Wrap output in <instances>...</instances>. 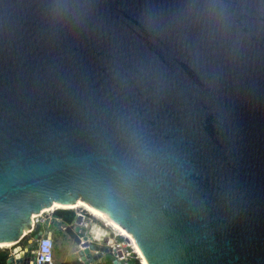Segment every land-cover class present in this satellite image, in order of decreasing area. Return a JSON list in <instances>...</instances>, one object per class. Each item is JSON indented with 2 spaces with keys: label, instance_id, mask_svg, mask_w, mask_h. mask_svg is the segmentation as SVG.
<instances>
[{
  "label": "water",
  "instance_id": "water-1",
  "mask_svg": "<svg viewBox=\"0 0 264 264\" xmlns=\"http://www.w3.org/2000/svg\"><path fill=\"white\" fill-rule=\"evenodd\" d=\"M78 199L147 264H264V0H0V242Z\"/></svg>",
  "mask_w": 264,
  "mask_h": 264
},
{
  "label": "built area",
  "instance_id": "built-area-1",
  "mask_svg": "<svg viewBox=\"0 0 264 264\" xmlns=\"http://www.w3.org/2000/svg\"><path fill=\"white\" fill-rule=\"evenodd\" d=\"M87 211H79L75 215V222L74 227H83L85 229L90 228V223L92 219H90V216ZM36 222H40V217L35 218ZM104 226H107L104 223ZM109 230L106 233V236L109 235V233H112V242L107 244L110 253L114 257V264H127L126 263V256H130L129 251H127V248L124 245V241L121 239V234L118 231H115L108 227ZM31 235V234H30ZM94 238V237H93ZM31 239L32 236H31ZM21 245V244H20ZM11 246V245H10ZM14 248V247H13ZM12 248V249H13ZM21 250L24 252H31L32 249L28 248L26 246L21 245ZM123 249L126 250V253L123 252ZM53 250H54V240L51 236H45L42 235L40 238L36 240V248L34 250L33 258L30 260V256H23L22 262H17L16 253L12 250L9 253V257L7 259L8 264H53ZM29 261V263H28ZM31 261V262H30Z\"/></svg>",
  "mask_w": 264,
  "mask_h": 264
},
{
  "label": "rangeland",
  "instance_id": "rangeland-1",
  "mask_svg": "<svg viewBox=\"0 0 264 264\" xmlns=\"http://www.w3.org/2000/svg\"><path fill=\"white\" fill-rule=\"evenodd\" d=\"M70 209V208H69ZM70 210H73L76 213H78L79 211H87L84 208H71ZM52 210L51 211H45L44 213H42L39 217H43L46 219V224H49V227L52 226V224L56 223L55 219L52 215ZM89 214L90 219H92L90 225V230L94 231V235H99V232L105 228V226L102 223L103 222L101 219L96 218L94 215H92L91 213H89L88 211L86 212ZM51 222V223H50ZM99 224V225H98ZM106 224V223H105ZM107 225V224H106ZM102 227V228H101ZM110 226H106V231L109 230ZM111 228V227H110ZM52 237V235H51ZM121 239L124 241V245L127 248V251H129L130 255H135L136 258H138V260L140 261V263L142 262L138 252L135 249V246L133 244V242L131 241V239H129L127 236L121 234ZM103 237H101V239L99 240L101 242ZM91 243V242H90ZM92 244H96V243H92ZM1 247H8L10 248V250L12 251L14 246H1ZM78 250L76 247H74L72 244H69V242L67 244H63V243H58L57 245H55V241H54V250H53V262L56 263L57 260H61L63 258H67V259H74L76 257V254L73 253V251ZM91 253V255H94L95 253L93 251H89ZM123 252L126 253V250L123 249ZM128 257V256H126ZM82 264H84L83 262H81ZM91 264V263H88Z\"/></svg>",
  "mask_w": 264,
  "mask_h": 264
},
{
  "label": "bare ground",
  "instance_id": "bare-ground-1",
  "mask_svg": "<svg viewBox=\"0 0 264 264\" xmlns=\"http://www.w3.org/2000/svg\"><path fill=\"white\" fill-rule=\"evenodd\" d=\"M69 208L70 209L71 208H84L89 213L94 215L96 218H99L103 222H105L108 226L111 227V229H113L115 231H118L120 234H123V235L127 236L133 242V244L135 246V249L138 252V254H139V256H140V258L142 260V264H147L146 259H145L144 255H143L141 249L139 248L135 238L133 237V235L129 231H127L123 226H121L117 222L113 221L108 215H106V213H104L103 211H100L99 209L93 207L90 203H88L86 201L78 199L76 202L71 203V204L53 203L49 207L43 208L40 212L34 213L33 216L40 215L41 213H44L45 211H49L51 209L54 210V209H69ZM24 232H26V231L24 230ZM15 242L16 241H13V242H0V246H10V245L14 244ZM88 255L89 254L87 252H85V255H84L83 259H82V262L85 263V264H87V262H89Z\"/></svg>",
  "mask_w": 264,
  "mask_h": 264
},
{
  "label": "flooded vegetation",
  "instance_id": "flooded-vegetation-1",
  "mask_svg": "<svg viewBox=\"0 0 264 264\" xmlns=\"http://www.w3.org/2000/svg\"><path fill=\"white\" fill-rule=\"evenodd\" d=\"M60 219V218H59ZM61 220V219H60ZM62 221V220H61ZM74 222L75 219L73 221L72 224H70L72 227H70L69 224H64V231L63 234L68 238V241L70 239V244H72L74 247H76L78 250L73 251L74 254H76V257L74 259H69L70 262L73 261H80V252H83L86 247H88V245L91 243H93L90 240V237H92L91 235L88 236L84 233L85 228L83 227H74ZM104 225V223H102ZM106 228V226H105ZM84 229V230H83ZM62 235L61 233L57 230V228L52 231V238L53 240H55L56 245L58 244L59 240L61 239ZM94 243H97V241H95ZM110 253V252H109ZM69 260L67 262H53V264H69Z\"/></svg>",
  "mask_w": 264,
  "mask_h": 264
},
{
  "label": "crops",
  "instance_id": "crops-1",
  "mask_svg": "<svg viewBox=\"0 0 264 264\" xmlns=\"http://www.w3.org/2000/svg\"><path fill=\"white\" fill-rule=\"evenodd\" d=\"M55 224L53 223L51 227H49V224H46V219L43 218V217H40V224H41V229L43 230H49L51 232V235H52V231H54L56 228L57 230L61 233L62 237L61 239L59 240L58 243H63V244H67L69 242L70 244V239L68 241V238L63 234V231H64V224L59 218H55ZM51 223V222H50ZM74 226V225H73ZM70 227H72L70 225ZM102 228V227H101ZM84 230V229H83ZM106 232H108V230L106 231V229H102L100 232H99V235H94V231L93 230H90V228H87L85 229L84 233L88 236H92L94 237L93 241L92 242H95L97 241V243H101L98 239H101V237H105L106 236ZM104 234V235H103ZM100 237V238H99ZM55 241V240H54ZM56 245V243H55ZM11 252V250H10ZM95 253V252H94ZM69 259H67L66 257L63 258V259H59L57 260V262H67ZM108 260H110V264H114V257L111 253H103V255L96 261H93L91 264H109ZM80 264H82L81 260L79 261ZM69 263H70V260H69ZM85 264V263H84Z\"/></svg>",
  "mask_w": 264,
  "mask_h": 264
},
{
  "label": "trees",
  "instance_id": "trees-1",
  "mask_svg": "<svg viewBox=\"0 0 264 264\" xmlns=\"http://www.w3.org/2000/svg\"><path fill=\"white\" fill-rule=\"evenodd\" d=\"M51 210L53 211L52 212L53 217L60 218L62 222L65 224L70 225L73 223L75 219V212L73 210H70V209H54V210L51 209ZM31 235H33V233H31ZM9 253H10V248L0 247V264H8L7 259L9 257ZM108 262L110 264V260H108ZM126 263L127 264H142V262L140 263L138 258H136L135 255L133 254L127 257ZM69 264H80V262L73 261V262H70Z\"/></svg>",
  "mask_w": 264,
  "mask_h": 264
}]
</instances>
